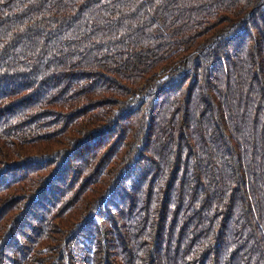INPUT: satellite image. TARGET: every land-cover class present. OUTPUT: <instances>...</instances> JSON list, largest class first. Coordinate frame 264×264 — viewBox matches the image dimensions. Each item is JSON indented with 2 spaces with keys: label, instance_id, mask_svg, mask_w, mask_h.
Instances as JSON below:
<instances>
[{
  "label": "trees",
  "instance_id": "trees-1",
  "mask_svg": "<svg viewBox=\"0 0 264 264\" xmlns=\"http://www.w3.org/2000/svg\"><path fill=\"white\" fill-rule=\"evenodd\" d=\"M0 264H264V0H0Z\"/></svg>",
  "mask_w": 264,
  "mask_h": 264
}]
</instances>
